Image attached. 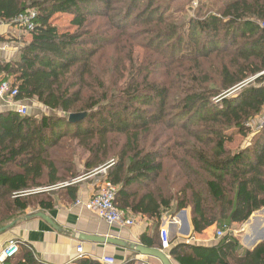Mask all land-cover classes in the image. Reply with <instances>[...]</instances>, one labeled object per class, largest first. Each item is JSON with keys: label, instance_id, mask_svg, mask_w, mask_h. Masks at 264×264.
<instances>
[{"label": "trees", "instance_id": "obj_1", "mask_svg": "<svg viewBox=\"0 0 264 264\" xmlns=\"http://www.w3.org/2000/svg\"><path fill=\"white\" fill-rule=\"evenodd\" d=\"M173 1L0 0L4 22L20 25V15L37 13L33 29L21 25L30 37L16 56L0 59V83L17 88V101L37 99L63 112H0V204L6 207L0 228L23 215L31 197L40 196L42 209L56 204L45 192H15L70 181L112 157L105 182L118 186L121 210L160 219L190 206L201 233L215 223L228 229L264 207V125L250 133L264 110V75L228 93L264 71V0H232L220 10L202 2L184 27L171 17ZM58 13L73 17L74 31L54 25ZM221 56L227 60L215 73ZM83 112V119L69 121ZM231 129L252 135L235 153L225 146ZM77 146L89 153L83 171L73 159ZM170 161L185 180L176 198L163 191ZM61 190L60 201H76L77 184ZM158 237L156 230L142 243L161 248ZM20 253L19 264H47L22 242ZM170 255L180 264H264V241L251 250L227 232L210 245L180 242ZM77 262L105 264L90 257Z\"/></svg>", "mask_w": 264, "mask_h": 264}, {"label": "crops", "instance_id": "obj_2", "mask_svg": "<svg viewBox=\"0 0 264 264\" xmlns=\"http://www.w3.org/2000/svg\"><path fill=\"white\" fill-rule=\"evenodd\" d=\"M20 29L14 23L0 20V59L10 60L16 56L19 46L23 44L20 38H16L21 33ZM8 35L13 36V40H6V38H10ZM23 103L26 102L23 101ZM15 109L16 107L9 101L0 98V112ZM105 177L106 173L104 172L93 173L80 181L77 184V199L80 198L83 202L88 201L99 190L101 183L105 182ZM75 202L57 199L52 209H42L39 206L35 209L28 207L23 215L4 225L3 227H9L0 233V264H19V260L24 262V259L21 261L22 253H18L19 255L12 259L2 257L3 248L12 239L24 243L36 257L47 264H66L69 262L78 264L77 260L82 257H90L104 263L101 260L104 255L114 257L117 264L128 260H135V264H162L157 257L144 255L132 248L112 243L84 240L81 235L112 237L128 244L144 245L142 243L144 235L152 237L157 230L159 232L158 239L161 242L160 231L162 228H168L170 235L169 249L163 250L162 244L161 248L159 246L149 248L163 250L168 254L172 264H180L170 255V248L176 244L186 242L210 245L218 241L216 237L218 226L216 223L201 233L194 231L190 209H181L185 210L184 214H179L181 210L174 214L166 211L160 219L141 213L136 214L131 210H123L135 222L130 227L120 228L108 225L95 211L88 210L84 206H75ZM35 211L46 213L58 228H55L41 217L26 218V215ZM245 236L250 239L248 233ZM81 245L84 252L83 256L79 257L77 247ZM247 246L249 245L246 244L245 248L249 249Z\"/></svg>", "mask_w": 264, "mask_h": 264}, {"label": "rangeland", "instance_id": "obj_3", "mask_svg": "<svg viewBox=\"0 0 264 264\" xmlns=\"http://www.w3.org/2000/svg\"><path fill=\"white\" fill-rule=\"evenodd\" d=\"M194 1L195 0H174L173 1L171 17L175 23H177L179 25H183V27H184L185 23L187 22L189 17L196 15L197 7H195ZM230 1H232V0H200L196 6H199L202 2H206V3L211 2L214 5L217 4L215 7H216V9H219L222 5L224 6L225 3L230 2ZM72 18L73 17L69 14L58 13L53 17L52 22L61 31H74L75 27L71 23ZM96 25H98V24H96ZM18 27L22 28L21 25H18ZM20 30H21V33H19V35H17L16 38H20L21 40H23V39L28 40L30 37L29 33H26L24 28H22ZM8 36L10 38H6V40H8V41L13 40V36H11V35H8ZM137 53L144 55V49L143 48H137ZM226 60H227V57L221 56L220 58H218L217 60L214 61L215 73H217V71L219 70V65L221 64V62L226 61ZM261 75H264V71L260 72L256 76L258 77ZM256 78H255V76H252L251 78L246 79L245 83L243 82L244 84H240V86H238L234 89L232 88L231 89L232 92L229 91L228 93H233V92L237 91L241 86L248 84L249 82L254 81ZM164 79L165 78H162L160 81H162ZM224 94H225V92H224ZM23 101H25L28 105V113L27 114H33V115H37V116L42 115V114L63 115V112H61V111L56 112V111H51V110L47 109L37 99H27V100H23ZM263 115H264V110H263L261 116H263ZM261 116H259L260 119H258V121L255 122L256 124L259 123L260 121H264V116L263 117H261ZM251 130L252 131H250V133L257 132L255 129H251ZM228 134L232 137V141H228L225 146H226V149L232 153L233 152L235 153L238 149L244 147V145L247 144L248 141L250 140V138L252 137V135H243V134L239 133V131L237 129L229 130ZM152 138H154L153 135H152ZM162 147L165 148L166 146H162ZM72 151H75V156L73 159L76 160L77 163H79V164H77L79 170L83 171L82 164L87 159V156L89 153L83 147H78V146L76 148L72 149ZM57 152H58V154H60V157L63 156L62 150H60V151L58 150ZM70 152L71 151H68V153H70ZM180 156L184 157V154H180ZM113 160H114L113 157L110 158L109 161L105 164V166L109 165ZM165 167L167 168V172H168L167 174H170V176H171V180L168 181V184L165 186V188L163 190L165 196L170 197V198H176V197L182 196V194L180 193V189L184 185L185 180L180 179V177L178 176L179 168L172 161H170L168 164H166ZM95 170H97L96 172L99 173L102 170V166L96 168ZM175 178H176V181H175ZM201 178L203 180V172L201 170H198V180L200 181ZM44 181L46 182V180H44ZM165 182L166 181H164L163 183H165ZM60 183H57V184H60ZM48 186H51V185L46 184L43 187H48ZM45 193H47L48 195H51L52 198H54L56 200L61 199L64 196L63 190H61V188L54 190V191H51V192H45ZM39 199H41L40 196L31 197L29 199V202H31V205H30L31 209H35L38 207L37 202ZM0 205H1L0 209L4 210L6 208L3 203H1ZM173 206L175 207L174 202H173ZM215 208L217 209V206H215ZM186 209L191 210V207L188 206ZM262 209H264V207L255 211L251 215L250 222H248V220H246L244 222H234V223L230 224V226L228 228L230 233H232L233 235L237 236L240 239V242L242 243V245L244 247L246 245L245 242L247 241V236H245L246 233H248L249 236L252 234L251 227H252V223H255L254 217L258 216V217L262 218L264 216V212L258 213ZM169 213H170V211H169ZM263 220H264V217H263ZM3 222H4V220H3Z\"/></svg>", "mask_w": 264, "mask_h": 264}, {"label": "built area", "instance_id": "obj_4", "mask_svg": "<svg viewBox=\"0 0 264 264\" xmlns=\"http://www.w3.org/2000/svg\"><path fill=\"white\" fill-rule=\"evenodd\" d=\"M199 1L200 0L194 1L195 7H197L196 5L199 3ZM36 14L37 13L35 10H31L27 12V14L20 15L19 18L16 19L15 21L18 24L27 27L28 30H31L34 27L32 18L35 17ZM261 25L264 27V22ZM256 77L257 76H255V78ZM17 94H18L17 88L12 87L9 81H4L0 83V98L5 99L6 101H9L11 104H13L16 107V110L19 114L26 115L28 113V105L23 103V101L15 100V96ZM259 116H257L254 119V122H251L252 128L255 129L256 131H259L264 125V121H260L257 124L255 123L258 121V119H260ZM110 165L111 163L109 165L102 166V170L100 172L106 173V170L109 168ZM96 171L97 170H93L88 174L79 176L77 178L71 179L70 181H66L60 184L15 192L14 197L37 194L40 192H51L60 189L64 186L78 184L88 175L93 173H98ZM117 191H118V186L112 185L108 182H103L99 186V190L96 193H94L88 201L83 202V200L78 198L74 205L84 206L88 210L97 212L100 218L110 226H118L120 228L130 227L134 224L135 221L132 217L128 216L123 210L119 209L116 206L115 196ZM227 232H229V229L218 228L216 230V237L220 239L224 237ZM160 237H161L162 249L168 250L170 247V235L168 228L161 229ZM20 245L21 242L19 240L16 239L10 240L2 250V257L6 259H12L16 257L20 252ZM83 252H84V248L82 245L77 247V253L79 254V257L83 256ZM101 260L106 264H117L116 259L112 256L104 255L101 257ZM66 264H74V262H69Z\"/></svg>", "mask_w": 264, "mask_h": 264}, {"label": "water", "instance_id": "obj_5", "mask_svg": "<svg viewBox=\"0 0 264 264\" xmlns=\"http://www.w3.org/2000/svg\"><path fill=\"white\" fill-rule=\"evenodd\" d=\"M86 116V113H76V114H70L69 115V121L70 122H77L81 119H83ZM185 210H181L179 212V214H184ZM260 212H264V209H262ZM32 217H41L44 220L48 221L51 225H53L55 228H58V226H56V224L53 222V220L47 216L46 213H44L43 211H35L32 212L28 215H26V218H32ZM250 219H248V222H250ZM254 222L252 223V229L254 232V237L252 240V244L247 246L249 249H253L255 248L259 243L264 241V220L261 217L255 216L254 217ZM9 226H5L3 228L0 229V233L4 230H6ZM81 238H83L84 240H90V241H97V242H103V243H112V244H116V245H120V246H125V247H129L132 248L144 255H151L154 257H157L162 264H172L169 256L167 253H165L163 250L161 249H157V248H149L146 247L144 245L141 244H128L127 242H124L120 239H116V238H112V237H102V236H91V235H81ZM5 259V258H4Z\"/></svg>", "mask_w": 264, "mask_h": 264}, {"label": "bare ground", "instance_id": "obj_6", "mask_svg": "<svg viewBox=\"0 0 264 264\" xmlns=\"http://www.w3.org/2000/svg\"><path fill=\"white\" fill-rule=\"evenodd\" d=\"M251 231H252V234L249 236L250 239L247 237V241L245 242L247 245H251L252 244V240H253V235H254V232H253V229L251 227Z\"/></svg>", "mask_w": 264, "mask_h": 264}]
</instances>
